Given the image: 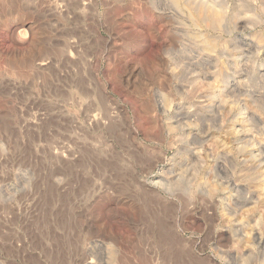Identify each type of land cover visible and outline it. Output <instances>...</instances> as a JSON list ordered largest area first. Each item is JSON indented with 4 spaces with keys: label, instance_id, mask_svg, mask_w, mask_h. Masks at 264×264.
<instances>
[{
    "label": "rangeland",
    "instance_id": "374dc122",
    "mask_svg": "<svg viewBox=\"0 0 264 264\" xmlns=\"http://www.w3.org/2000/svg\"><path fill=\"white\" fill-rule=\"evenodd\" d=\"M0 264H264V0H0Z\"/></svg>",
    "mask_w": 264,
    "mask_h": 264
},
{
    "label": "bare ground",
    "instance_id": "6f19581e",
    "mask_svg": "<svg viewBox=\"0 0 264 264\" xmlns=\"http://www.w3.org/2000/svg\"><path fill=\"white\" fill-rule=\"evenodd\" d=\"M206 41V40H205ZM209 42V41H208ZM211 42V41H210ZM210 42H209V44H210Z\"/></svg>",
    "mask_w": 264,
    "mask_h": 264
}]
</instances>
